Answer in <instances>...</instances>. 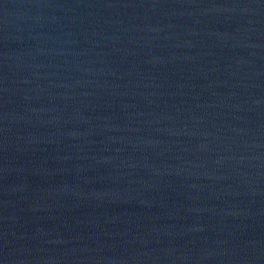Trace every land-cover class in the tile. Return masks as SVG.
Masks as SVG:
<instances>
[{
    "label": "water",
    "instance_id": "water-1",
    "mask_svg": "<svg viewBox=\"0 0 264 264\" xmlns=\"http://www.w3.org/2000/svg\"><path fill=\"white\" fill-rule=\"evenodd\" d=\"M0 264H264V0H0Z\"/></svg>",
    "mask_w": 264,
    "mask_h": 264
}]
</instances>
